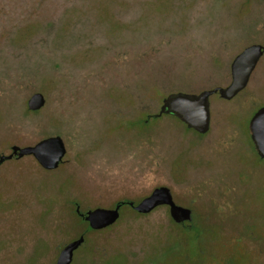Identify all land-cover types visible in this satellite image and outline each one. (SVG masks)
Masks as SVG:
<instances>
[{"label": "rangeland", "instance_id": "rangeland-1", "mask_svg": "<svg viewBox=\"0 0 264 264\" xmlns=\"http://www.w3.org/2000/svg\"><path fill=\"white\" fill-rule=\"evenodd\" d=\"M251 43L264 45V0H0V154L50 135L66 147L51 171L32 156L0 165V264H54L86 227L76 204L112 208L156 186L194 228L166 206L124 207L72 264H264V159L247 128L264 55L234 98L210 97L207 133L148 117L169 93L226 86Z\"/></svg>", "mask_w": 264, "mask_h": 264}, {"label": "water", "instance_id": "water-1", "mask_svg": "<svg viewBox=\"0 0 264 264\" xmlns=\"http://www.w3.org/2000/svg\"><path fill=\"white\" fill-rule=\"evenodd\" d=\"M264 54V45L251 43L245 46L233 58L230 65L231 80L226 86H214L203 89L198 93L174 92L162 98L159 110L148 117L170 115L178 118L187 128L199 134H205L210 129V97L218 94L220 98L230 100L240 93L248 84L250 76ZM45 97L41 92H34L27 100V108L37 111L45 104ZM250 139L255 152L264 158V106L258 107L250 116L247 124ZM66 154V147L60 135H50L41 138L32 145H12L9 153L0 154V165L12 158H21L31 155L44 170L58 168ZM139 213H148L159 205L168 206L170 217L173 221L181 223L191 220L188 208L178 205L173 200L171 191L166 186L153 188L148 195L135 205L127 202ZM122 203H116L113 208L95 207L85 212L76 209L83 220L88 222L90 229H102L113 224L119 217ZM84 241V235L66 243L58 253L54 264H70L74 251Z\"/></svg>", "mask_w": 264, "mask_h": 264}, {"label": "flooded vegetation", "instance_id": "flooded-vegetation-1", "mask_svg": "<svg viewBox=\"0 0 264 264\" xmlns=\"http://www.w3.org/2000/svg\"><path fill=\"white\" fill-rule=\"evenodd\" d=\"M264 55V54H263ZM262 58V57H261ZM260 58V59H261ZM260 61V60H259ZM259 63V62H258ZM255 70V69H254ZM253 73V72H252ZM252 75V74H251ZM251 77V76H250ZM250 80V79H249ZM190 129V128H189ZM193 130V129H192ZM197 133V132H196ZM199 134V133H198ZM202 135V134H201ZM25 156H31V155H25ZM33 157V156H32ZM259 157V156H258ZM34 158V157H33ZM260 158V157H259ZM260 159H264V158H260ZM5 162V161H4ZM3 162V163H4ZM63 162V161H62ZM61 162V163H62ZM2 163V164H3ZM60 163V164H61ZM1 164V165H2ZM59 167V166H58ZM157 187V186H156ZM155 188V187H154ZM145 197V196H144ZM173 197V196H172ZM142 199V198H141ZM140 199V200H141ZM139 200V201H140ZM174 200V199H173ZM139 201H137V202H139ZM122 203L121 204V207H120V209H119V217H120V213L122 212V210H123V208L125 207V208H128V209H131V210H133L136 214H139V215H146V214H149V213H151L153 210H155L156 208H158V207H160V206H166V205H159V206H157V207H155L153 210H151L150 212H148V213H139V212H137L136 210H134L133 208H132V206L131 205H129L127 202H133V204L135 205L137 202H134L133 200H130V199H124V200H119V201H117L116 203ZM116 203L114 204V206L116 205ZM176 203V202H175ZM177 204V203H176ZM113 206V207H114ZM99 207V206H98ZM112 207V208H113ZM167 208H168V206H166ZM184 207V206H183ZM79 209V206L77 205L76 206V209ZM95 208V207H94ZM105 208H107V207H105ZM187 208V207H186ZM90 209H92V208H90ZM189 209V208H188ZM88 210V209H87ZM190 210V212H191V220H184V221H182L181 223H178L179 225H182V230H184V229H191V228H194V226L195 225H191V221H192V218H193V215H192V211H191V209H189ZM79 211H81V212H85V211H82V210H80L79 209ZM168 212H169V210H168ZM77 213V212H76ZM77 215L79 216V218H80V220L82 221V222H84L85 224H86V227H85V229L83 230V232H81L80 234H83L84 235V241L82 242V244L74 251V253L77 251V250H79L81 247H83V244H84V242H85V235L87 234V233H89V232H92V231H100V230H104V229H106V228H109L110 226H112L118 219H119V217H118V219L113 223V224H111V225H109V226H107V227H105V228H102V229H90V228H88V222L87 221H85V220H83L82 219V217L77 213ZM170 215V214H169ZM177 223V222H176ZM77 238V237H76ZM75 239V238H74ZM73 240V239H72ZM68 243V242H67ZM61 250V249H60ZM74 253H73V258H72V261H71V263L70 264H72V262H73V259H74ZM261 260V259H260ZM55 263V262H54ZM264 263V262H263Z\"/></svg>", "mask_w": 264, "mask_h": 264}, {"label": "trees", "instance_id": "trees-1", "mask_svg": "<svg viewBox=\"0 0 264 264\" xmlns=\"http://www.w3.org/2000/svg\"><path fill=\"white\" fill-rule=\"evenodd\" d=\"M35 112H37V111H35ZM13 160L15 159V158H12ZM12 159H10V160H12ZM8 161V160H7ZM48 171H51V170H48ZM76 205H78V204H76ZM75 211H76V208H75ZM181 227H182V225H181ZM192 229V228H191Z\"/></svg>", "mask_w": 264, "mask_h": 264}]
</instances>
